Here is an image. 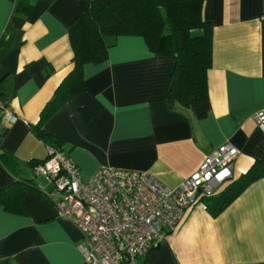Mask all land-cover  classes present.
I'll use <instances>...</instances> for the list:
<instances>
[{
    "label": "crops",
    "instance_id": "0c3cea01",
    "mask_svg": "<svg viewBox=\"0 0 264 264\" xmlns=\"http://www.w3.org/2000/svg\"><path fill=\"white\" fill-rule=\"evenodd\" d=\"M17 0H0V98L17 121L1 149L24 166L22 212L0 207V264H85L80 233L57 217L50 186L31 163L47 158L32 132L73 69L68 30L88 0H31L14 28ZM213 27L208 100L170 110L166 96L174 60L152 54L142 37H119L108 58L85 65L83 91L43 126L88 178L100 168L148 171L168 187L195 173L229 143L238 150L233 178L217 194L264 163V134L254 115L264 109V0H204ZM260 166V165H259ZM15 179L0 165V190ZM146 264H264V175L217 217L203 202L151 251Z\"/></svg>",
    "mask_w": 264,
    "mask_h": 264
},
{
    "label": "built area",
    "instance_id": "2783aa9c",
    "mask_svg": "<svg viewBox=\"0 0 264 264\" xmlns=\"http://www.w3.org/2000/svg\"><path fill=\"white\" fill-rule=\"evenodd\" d=\"M254 120L264 134V109ZM16 121L9 103L0 98V133ZM237 155L229 143L219 146L177 187L164 185L148 171L113 167L83 178L57 147H47V158L34 174L50 186L43 192L52 198L57 217L80 233L85 264H146L189 209L231 181Z\"/></svg>",
    "mask_w": 264,
    "mask_h": 264
},
{
    "label": "trees",
    "instance_id": "16d2710c",
    "mask_svg": "<svg viewBox=\"0 0 264 264\" xmlns=\"http://www.w3.org/2000/svg\"><path fill=\"white\" fill-rule=\"evenodd\" d=\"M89 7L71 23L68 34L73 69L62 82L51 102L42 111L32 132L47 147L61 148V142L43 131L44 124L71 98L83 91L85 65H98L119 37H142L152 54L175 62L166 101L170 110L186 109L189 101L208 100L207 73L212 63L213 27L203 17L204 0H88ZM31 9V0H17L14 28H21ZM8 130H4V135ZM45 161V160H44ZM31 163L34 168L44 162ZM30 164V163H27ZM16 157L3 152L0 165L14 177L9 187L0 190V207L22 212L24 188L33 189L22 178L24 166ZM238 181L220 193L201 200L212 217L221 214L253 181L264 175V163H258ZM260 165V166H259ZM43 192V189H40Z\"/></svg>",
    "mask_w": 264,
    "mask_h": 264
},
{
    "label": "water",
    "instance_id": "95a60500",
    "mask_svg": "<svg viewBox=\"0 0 264 264\" xmlns=\"http://www.w3.org/2000/svg\"><path fill=\"white\" fill-rule=\"evenodd\" d=\"M3 136H4V130H2L0 133V142L2 141Z\"/></svg>",
    "mask_w": 264,
    "mask_h": 264
}]
</instances>
